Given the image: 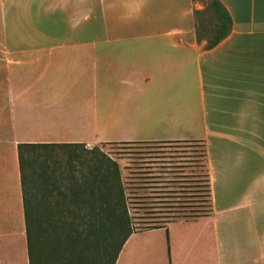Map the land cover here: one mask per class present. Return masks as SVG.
I'll return each mask as SVG.
<instances>
[{
	"label": "crops",
	"instance_id": "obj_1",
	"mask_svg": "<svg viewBox=\"0 0 264 264\" xmlns=\"http://www.w3.org/2000/svg\"><path fill=\"white\" fill-rule=\"evenodd\" d=\"M0 0V264H30L22 144L202 142L211 211L138 230L115 264H264V0Z\"/></svg>",
	"mask_w": 264,
	"mask_h": 264
},
{
	"label": "trees",
	"instance_id": "obj_2",
	"mask_svg": "<svg viewBox=\"0 0 264 264\" xmlns=\"http://www.w3.org/2000/svg\"><path fill=\"white\" fill-rule=\"evenodd\" d=\"M210 7L217 22L214 36L207 38L206 49L215 47L232 30V18L223 4L219 0H211ZM208 10V6L203 10H195L199 42L205 38L200 20ZM55 146L85 147L83 144L19 146L30 264H115L125 242L137 231L134 230L119 163L99 150L91 160L89 173L82 182L72 176L69 184L63 183L61 186H57V180L44 171L40 176L43 195L39 201L38 194H30L27 186L25 168L29 162L24 157L25 149ZM204 157L206 159L205 150ZM204 167V183L209 198L208 213L211 211L212 198L206 160ZM55 191L59 199L52 204L48 199ZM81 202L86 206L78 205Z\"/></svg>",
	"mask_w": 264,
	"mask_h": 264
},
{
	"label": "rangeland",
	"instance_id": "obj_3",
	"mask_svg": "<svg viewBox=\"0 0 264 264\" xmlns=\"http://www.w3.org/2000/svg\"><path fill=\"white\" fill-rule=\"evenodd\" d=\"M200 20L202 35L212 38L216 18L211 0ZM5 73L0 66V92ZM92 150V151H91ZM117 161L130 203L134 230L163 225L179 215L206 214L209 209L204 183L205 144L202 142H129L102 144L95 147L55 146L25 149L27 186L30 194L42 199L41 177L44 171L57 180V186L69 184L72 176L82 182L89 173V164L98 151ZM94 152V153H93ZM41 176V177H40ZM58 192L48 200L55 204ZM86 206L85 203L78 204Z\"/></svg>",
	"mask_w": 264,
	"mask_h": 264
}]
</instances>
